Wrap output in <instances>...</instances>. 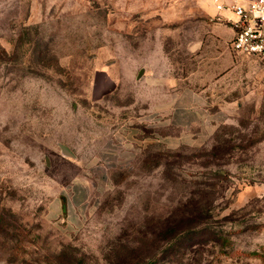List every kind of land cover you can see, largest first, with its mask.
Instances as JSON below:
<instances>
[{"label": "rangeland", "instance_id": "rangeland-1", "mask_svg": "<svg viewBox=\"0 0 264 264\" xmlns=\"http://www.w3.org/2000/svg\"><path fill=\"white\" fill-rule=\"evenodd\" d=\"M205 26L0 0V264H264V58Z\"/></svg>", "mask_w": 264, "mask_h": 264}, {"label": "built area", "instance_id": "built-area-1", "mask_svg": "<svg viewBox=\"0 0 264 264\" xmlns=\"http://www.w3.org/2000/svg\"><path fill=\"white\" fill-rule=\"evenodd\" d=\"M214 2L218 10L230 9L238 16L234 23L236 34L230 45L232 51L264 58V0H252L247 6L226 5L221 0Z\"/></svg>", "mask_w": 264, "mask_h": 264}, {"label": "crops", "instance_id": "crops-1", "mask_svg": "<svg viewBox=\"0 0 264 264\" xmlns=\"http://www.w3.org/2000/svg\"><path fill=\"white\" fill-rule=\"evenodd\" d=\"M250 1L252 0H221L226 5L237 3L243 6H247ZM197 7L203 25H206L215 43L219 44L224 52L225 47L231 44L235 37L234 23L238 20V16L230 9L218 10L214 0H197Z\"/></svg>", "mask_w": 264, "mask_h": 264}, {"label": "water", "instance_id": "water-1", "mask_svg": "<svg viewBox=\"0 0 264 264\" xmlns=\"http://www.w3.org/2000/svg\"><path fill=\"white\" fill-rule=\"evenodd\" d=\"M62 150H63V152H64V154H65L66 156H71V157L74 156V155L72 154V152H71L68 148L62 146Z\"/></svg>", "mask_w": 264, "mask_h": 264}, {"label": "trees", "instance_id": "trees-1", "mask_svg": "<svg viewBox=\"0 0 264 264\" xmlns=\"http://www.w3.org/2000/svg\"><path fill=\"white\" fill-rule=\"evenodd\" d=\"M214 149H216V147H214Z\"/></svg>", "mask_w": 264, "mask_h": 264}]
</instances>
